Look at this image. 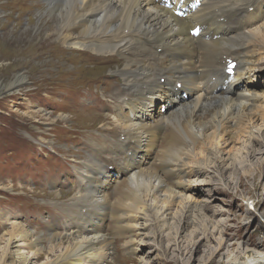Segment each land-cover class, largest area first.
<instances>
[{"label": "bare ground", "instance_id": "bare-ground-1", "mask_svg": "<svg viewBox=\"0 0 264 264\" xmlns=\"http://www.w3.org/2000/svg\"><path fill=\"white\" fill-rule=\"evenodd\" d=\"M10 3L27 6L37 16L25 20L19 35L12 25L9 36H3V47L19 44L23 49L0 52V66L12 60L67 64L70 70L64 74L73 76L80 93L90 88L89 71L111 68L119 86L105 76L111 83L108 110L90 113V106L80 104L81 122L73 110V116L40 106L27 111L36 118L40 143H59L63 135L55 140L51 130L61 131L60 120L66 127L81 128L71 132L65 149L74 185L62 189L60 180L49 181L54 188L50 203L65 215L63 225L43 218L44 227L35 230L22 215L10 219L0 213L7 225L0 233V264H36L33 258L44 255L38 264H123L116 239L123 240L125 253H134L137 234L147 236L144 230L151 225L157 235L167 229L175 217L173 205L184 229L199 223L192 233L215 239L219 228L210 229L206 207L185 196V176L230 168L235 156L223 151L221 140L247 136L244 148L248 140L264 147V82L256 77L257 58H264V0H204L197 8H186L184 15L167 0H7L0 4V22L12 16L7 14ZM200 24L204 30L196 36L193 30ZM223 68L233 73L225 89ZM32 82L22 67L1 80L0 91H25ZM108 117L111 123L105 122ZM77 134L81 137L75 143ZM251 145L244 153L261 154L264 160V148ZM238 159L245 161L242 155ZM243 175L237 184H244ZM12 186L6 183L3 189ZM174 231L172 245L178 249V233L184 230ZM194 234L184 251L196 243ZM215 241L214 253L226 243L224 238ZM250 244L255 248H246L244 255L262 254L264 242Z\"/></svg>", "mask_w": 264, "mask_h": 264}, {"label": "rangeland", "instance_id": "rangeland-1", "mask_svg": "<svg viewBox=\"0 0 264 264\" xmlns=\"http://www.w3.org/2000/svg\"><path fill=\"white\" fill-rule=\"evenodd\" d=\"M4 2L7 0H0V4ZM15 4L10 3L11 10L7 11V14L13 13L11 17L6 16L9 20L0 22V52L3 54H11L14 50L23 49V45L19 44H14L10 48L1 45L3 36H9L8 32L11 31L12 25H15L14 34L19 35L21 28L25 25V20L28 21L37 16L27 6ZM19 13H22L21 19L18 18ZM260 57H256L258 60L256 77L259 76L258 79L264 82V58ZM104 65L100 64V66ZM87 66L93 69L94 63L88 62ZM22 67L25 68L31 81H33L28 90L13 94L0 91V213H4L6 218L10 219L12 216L22 215V218L30 220L33 229L37 230L44 227L42 225L43 218H47V221L55 220L61 225L65 222L63 221L65 215L54 209L50 203L54 197L49 194L54 188L49 181L53 178L60 180L62 189H68L74 185L70 175L72 169L65 149L71 144L70 139L73 138L71 132L81 128H74L72 124V127H66L64 121L60 120L61 125H63L61 131L51 130L55 140L59 135H63L59 143L55 142L52 146L40 143V137L37 136L38 133L34 127L35 122H37L34 121L36 118L27 116V111L33 109L32 106H40L57 113L61 112L68 114L67 116H73L74 113L79 115L80 104L86 103L90 106V113L95 112L104 115L109 103L108 100L111 98L109 95L111 88L108 87L111 83L108 79L115 80L116 86L119 84L116 83L118 76L110 73L109 69L111 68H107L108 70L105 71H96L94 68L92 72L89 71V75L92 77H90L91 83L88 85L89 90H82L80 93L77 91L78 87L71 82L73 76L64 74L70 70L67 64L41 63L30 60H12L11 63L0 66V82L2 79L12 77L13 73ZM101 77L102 80H100ZM58 78L60 79L58 80ZM73 92L76 94L73 95ZM181 96L186 97V93L182 92ZM79 100L81 103L75 105L74 102ZM79 118L81 122L82 117L80 115ZM105 122L111 123L112 120L108 117ZM73 123L77 125L76 116L73 118ZM260 123L261 120L256 122V124ZM77 136L74 139L75 143L81 134H77ZM240 137H236L232 141L221 140L220 142L224 152L235 156L229 162L230 168L220 167L218 169L220 173L195 170L185 176L188 184V187L185 188L186 198L192 204H201L206 207L205 212L211 220L210 229L212 230L215 225L219 228L218 231L213 232L214 238L218 240L224 238L225 246L214 253L215 239L213 237L201 239V234L192 233L196 226V228L199 227V223L184 229L182 216H179L181 213L175 214L177 205H173L171 211L175 217L168 221L167 229L157 235L154 225H151L147 230H144L150 235L137 234L134 243L137 250L134 253L131 251L125 253L122 245L123 240L116 239L114 248L123 264H227L229 261H231L230 264H254L260 260L264 261V246H261L262 254L258 256H252V252H249L250 256L244 255L246 248H255L250 244L252 240L264 242V160L259 159L261 154L253 152L250 156V154L244 153V150L249 149L251 144V147L255 149L264 147L253 140H250L251 143H249L248 140L244 148L243 143L248 137ZM75 143H73V149L79 146ZM241 155L244 156L245 161L239 163L238 157ZM192 165L194 166V164ZM242 172H244L245 181L243 185H239L237 183L240 181ZM6 183L7 185L14 184L12 190L3 189ZM255 184L258 186L257 189H255ZM256 201H259L260 204L257 205ZM13 218L15 219V217ZM6 227L7 225L3 220H0V233ZM177 227L178 229L182 227V231L184 230L178 233V235L181 234L178 239L180 244L177 245L179 250L172 245L174 241L172 236H175L174 230ZM154 231H156V235L153 236ZM193 234L196 243L191 247L189 246V252L188 250L184 251L183 247L187 245ZM2 246L3 243L0 244V249ZM24 252L30 258L34 257L29 248H24ZM45 259L44 255L38 259L34 257L33 261L38 264Z\"/></svg>", "mask_w": 264, "mask_h": 264}]
</instances>
